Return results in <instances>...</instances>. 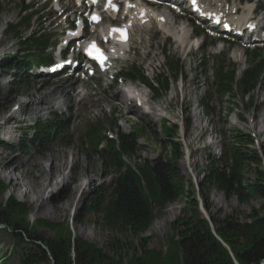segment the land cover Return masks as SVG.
Listing matches in <instances>:
<instances>
[{
  "label": "rangeland",
  "instance_id": "1",
  "mask_svg": "<svg viewBox=\"0 0 264 264\" xmlns=\"http://www.w3.org/2000/svg\"><path fill=\"white\" fill-rule=\"evenodd\" d=\"M226 1L239 3V0ZM258 4L264 6V0H259ZM24 5H33L35 11H41L37 0H0V141L7 146L0 148V205L8 208L10 199L14 198L24 205L23 212L26 214L20 216H25L26 221L22 223L31 234H39L45 239L70 238L72 243L81 241L87 244L90 252L104 253L107 260H114L117 264H131V259L145 260L142 257L144 248L148 250L146 254L153 251L160 254L146 260L149 264L174 263L176 253L170 254L171 247L178 239H172L176 233L174 227L183 226L180 229L187 230L193 226L192 216L185 210L190 200L187 194L195 195L199 202V185L209 157H221L222 149L233 131L250 134L258 146L264 139V82L244 102L236 98L232 104L228 98L221 103L211 88L213 69L225 60V56L228 62L237 67V80L248 69L249 58L242 46L245 43L224 46V52L220 55V48L216 46L185 58L177 41L174 39L165 43L164 31L152 24L150 30L134 32L132 47L135 50L130 62L143 68L156 87L163 78L171 77L170 91L162 100L153 98L146 110L137 107L135 102L126 100L120 86L110 89V75L106 80L89 79L83 85H74L70 98L66 95L54 96L53 109L43 105L40 112H25L18 106L30 94L42 90L47 95L57 90L56 86L42 89L45 83L56 82L68 86L72 82L65 83L67 75L54 80L42 75L46 70H38L24 76V84L20 85L13 72L3 69L5 59L18 60L22 56L24 46L8 30L19 25ZM48 13L49 9L42 13L39 20L42 22L37 24L35 20L32 23L33 29L47 28L48 33L56 39L58 23L52 15L48 17ZM261 16L264 21V12ZM174 22L177 27L187 26L180 19ZM21 32L24 37L31 34L25 27ZM186 34H191L189 28ZM255 48L264 49V42L250 49ZM175 60H180L183 68L177 81H174L170 69V63ZM144 92L149 97L153 95L150 91ZM202 102L209 105L210 114L202 109ZM54 113L61 118L66 116L58 135L42 148L26 149L35 127L51 121ZM116 123L123 133H129L132 125L150 131V135L145 134L146 139L143 137L138 142L137 156L126 159L132 167L137 163L154 164L159 159L161 144L165 142L162 129L165 126L179 127L181 158L177 169L186 198L156 208L155 221L144 234L132 233L121 226L113 228L105 222L103 215L93 212L91 208L90 200L95 193L102 201L107 199L116 175L91 148L86 147L83 136L93 125L100 124L105 131L111 132ZM224 133H227L226 138L223 137ZM25 134L29 135L28 139L23 138ZM5 136H8V142H5ZM111 136H115V132ZM150 136L152 139H148ZM7 165L9 168L4 170L3 166ZM9 179H15L18 184L12 186ZM249 179L253 180L252 173ZM36 193H39L37 203ZM66 200L70 201L68 207ZM43 203L45 206L40 209ZM208 205V210H200L201 219L210 223L213 234L216 226L211 223L212 219H233L239 224L251 225L255 221L251 219L255 212L260 218L264 215L260 212V201L240 204L237 198L227 199L214 190L209 195ZM26 244V240H18L10 230L0 226V264H21L17 251L28 249L29 245Z\"/></svg>",
  "mask_w": 264,
  "mask_h": 264
},
{
  "label": "trees",
  "instance_id": "2",
  "mask_svg": "<svg viewBox=\"0 0 264 264\" xmlns=\"http://www.w3.org/2000/svg\"><path fill=\"white\" fill-rule=\"evenodd\" d=\"M31 20L32 18H24L28 26ZM21 27H11L8 31L28 48L27 51L34 58L39 54V60L40 54H44L48 47L44 43L45 37L35 33L31 38H25L21 34ZM247 56L249 67L239 80L236 79V66L226 62H222L214 72L212 89L221 103L224 98H228L231 104L236 98L244 102L246 97H251L264 82V52L256 50L247 53ZM22 60L19 62L6 59L2 67L6 72L14 71L13 66L16 67L21 78L30 65L26 58ZM170 69L174 80L177 81L183 69L181 62H172ZM133 78H141L147 83L142 71H135ZM149 86L155 99L162 100L170 91L171 77L163 78L159 87L153 84ZM251 103L253 104V101ZM201 107L207 114L211 113L207 103L202 102ZM53 118L46 124H38L35 127L26 149L42 148L56 135L63 122L57 114H54ZM100 131L101 128L92 127L86 136L95 151L101 143ZM162 132L165 142L161 144L159 159L154 164L137 163L132 167L126 161L137 156L138 142L145 138V134L150 135L149 130L143 132L140 127L131 126L129 133L118 131L117 140L107 139L106 148L101 153L96 151L102 161L115 171L116 177L107 199L102 201L95 193L90 204L93 212L103 215L105 222L113 228L121 226L132 233L144 234L155 221L156 208L177 203L182 197L186 198L177 169L181 158L179 127L165 126ZM230 134L231 138L222 149L221 157H209L207 169L203 173L199 185L203 208L209 209V195L214 190L225 195L227 199L237 198L240 204L252 200L260 201V212L264 213V139L258 146L250 134L240 131ZM223 137L226 138L227 133H224ZM23 138L28 139L29 135L25 134ZM148 139H152V136ZM2 147L7 146L0 141V148ZM251 173L253 180L249 179ZM187 195L190 200L185 210L192 216L193 226L187 230H181L183 226L174 227L176 233L172 239L178 238L170 250V254L176 253L174 263L263 264L264 215L260 218L255 212L251 216V219L255 220L251 225L239 224L233 219H212L211 223L216 226L213 234L210 223L201 219L196 196L190 193ZM24 210V205L14 198L10 199L8 208H2L0 205V226L10 230L18 240H26V245H29L28 249L17 251L21 264H117L114 260H107L104 253L90 252L87 244L81 241L72 243L70 238L45 239L39 234H31L28 227L22 223L23 220L26 221L25 216H20L26 214ZM147 251V248H144L142 253L145 260L131 259V264H149L146 260L151 256L160 255L154 251L146 254Z\"/></svg>",
  "mask_w": 264,
  "mask_h": 264
},
{
  "label": "bare ground",
  "instance_id": "3",
  "mask_svg": "<svg viewBox=\"0 0 264 264\" xmlns=\"http://www.w3.org/2000/svg\"><path fill=\"white\" fill-rule=\"evenodd\" d=\"M237 21H241V19H238ZM157 22H158L159 26L162 24L161 19L159 17H157ZM132 23H133V21H131V24ZM161 27H162V25H161ZM163 29L167 33L173 34L176 38H178V40H181L182 42H184V40L186 39L185 34L181 35V33H179V32L177 33V30L174 29V28H170V27L168 28L165 25V26H163ZM68 81H71L72 82L71 79H69ZM68 81H66L65 83H67ZM71 82H68V83H71ZM76 84H77V82H73V83L69 84L68 86H66V84H64V85H58L56 82H53V83H45L44 84V87L42 89L48 90L52 86H56L55 89H57V90L54 91L53 93H50V94H47V95H45L42 92V90H38L35 93L30 94L27 97V100L21 101L18 107L21 110L24 109L25 112L30 111V110H36L37 112H40V110L43 107V105H46V106L49 105L50 108L53 109L54 108V104H55L54 96H57V95H59V96L66 95L67 98H70V95L72 96V94H73V88H74L73 86L76 85ZM52 99H53V102H52ZM14 101H16V97H14ZM10 120H12V118L6 120L5 121V124H8L10 122ZM8 168H9L8 165L7 166H3V169L4 170H7ZM89 174H91V173H89ZM9 183L12 186H16L18 184L17 182H15V179L14 180L13 179H9ZM23 197H25V194L24 193H23ZM38 200H39V193H36L35 202L37 203ZM69 205H70V201L69 200H66V207H68ZM44 206H45V203H43L40 206V209L44 208Z\"/></svg>",
  "mask_w": 264,
  "mask_h": 264
},
{
  "label": "snow or ice",
  "instance_id": "4",
  "mask_svg": "<svg viewBox=\"0 0 264 264\" xmlns=\"http://www.w3.org/2000/svg\"><path fill=\"white\" fill-rule=\"evenodd\" d=\"M109 3L111 4V0H109ZM114 31H119V30L118 29H114ZM93 47H95V45H93Z\"/></svg>",
  "mask_w": 264,
  "mask_h": 264
},
{
  "label": "water",
  "instance_id": "5",
  "mask_svg": "<svg viewBox=\"0 0 264 264\" xmlns=\"http://www.w3.org/2000/svg\"><path fill=\"white\" fill-rule=\"evenodd\" d=\"M263 264H264V262H263Z\"/></svg>",
  "mask_w": 264,
  "mask_h": 264
}]
</instances>
